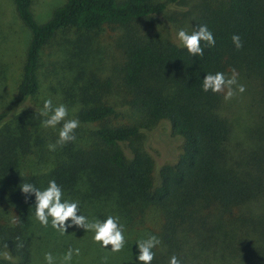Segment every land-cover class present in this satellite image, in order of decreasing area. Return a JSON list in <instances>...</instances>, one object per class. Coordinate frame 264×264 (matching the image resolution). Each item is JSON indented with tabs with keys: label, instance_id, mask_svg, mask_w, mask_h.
I'll use <instances>...</instances> for the list:
<instances>
[{
	"label": "trees",
	"instance_id": "obj_1",
	"mask_svg": "<svg viewBox=\"0 0 264 264\" xmlns=\"http://www.w3.org/2000/svg\"><path fill=\"white\" fill-rule=\"evenodd\" d=\"M203 1L188 33L207 25L215 45L201 42L203 55L194 57L133 27L182 0H64L43 24L33 19L31 0H11L29 32L18 101L37 95L40 52L55 33L116 26L125 35L118 76L130 117L113 125L117 111L108 96L100 97L95 85L78 87V93L69 87L63 102L75 107L76 138L49 151L58 132L42 125V108L0 113V264H46L49 252L61 264L69 248L80 250L70 264H85L91 254L100 257L98 264H139L136 244L149 235L161 241L151 264H169L173 255L181 264H264V0ZM233 35L241 38L239 50ZM233 69L257 89L255 130L234 132V122L218 113L221 93L202 90L205 75L227 76ZM159 124L181 146L174 163L160 166L153 178L142 143ZM50 180L62 189V202H78L90 222L118 217L123 249L103 248L94 231L75 226L62 234L51 218L42 226L34 194H23L20 186L45 190Z\"/></svg>",
	"mask_w": 264,
	"mask_h": 264
},
{
	"label": "rangeland",
	"instance_id": "obj_2",
	"mask_svg": "<svg viewBox=\"0 0 264 264\" xmlns=\"http://www.w3.org/2000/svg\"><path fill=\"white\" fill-rule=\"evenodd\" d=\"M63 2L64 0H31L33 19L37 24H43ZM203 2L182 0L157 17L140 21L133 27L139 35L159 34L161 39L180 45L176 39L177 32L181 29L186 32L191 30L197 9ZM124 37L123 31L116 26H106L99 31L66 29L55 33L40 52L38 93L29 101L21 103L18 101L16 87L29 32L17 18L11 0H0V113L8 112L16 116L23 110L42 108L44 100L51 98L54 106L64 104L68 108V118L71 119L75 107L69 104V100L63 102L64 91L71 87L78 93V87L95 85L93 91L100 97L108 96L101 100L106 99L116 108L117 116L110 123L126 124L130 112L123 108L126 93L118 76ZM226 75L230 77L232 73ZM237 81L245 86L246 91L238 93L229 101H225L224 94L221 93L218 113L230 123L234 122L232 128L236 133L250 127L255 130L260 123L257 115V89L242 75L238 74ZM73 104L76 102L73 101ZM6 125L11 128L14 123L10 120ZM60 127L57 125L51 129L57 133ZM180 146V141L170 136L166 124H159L150 132L144 133L142 149L153 162V178H156L160 166L174 163ZM30 162L34 167L35 160ZM99 260L97 254H91L85 264H98Z\"/></svg>",
	"mask_w": 264,
	"mask_h": 264
},
{
	"label": "clouds",
	"instance_id": "obj_3",
	"mask_svg": "<svg viewBox=\"0 0 264 264\" xmlns=\"http://www.w3.org/2000/svg\"><path fill=\"white\" fill-rule=\"evenodd\" d=\"M176 39L180 45L186 48L187 52L192 56H202L204 49L201 47V42H205L208 47L215 45V38L207 25H197L189 34L181 29L176 34ZM232 42L237 50L243 47V43L239 35L231 37ZM232 75L226 77L223 72L215 74H207L202 80V90L204 92L211 91L212 93H223L224 100L233 99L238 93L242 94L246 91L243 84L237 81L238 73L235 69L231 70ZM40 115L45 119L42 125L45 128H56L61 125L58 132V139L55 143L48 144L49 151H55L58 146H63L66 143L75 140V130L79 127L78 119H67L68 108L64 104L53 105L51 98L44 100L43 107L40 110ZM23 194L35 196V218L42 226H47L49 218H51V226L65 234L69 228L75 226L82 228L85 231H94V241L100 243L101 247L107 248L111 246L112 252H119L123 249L125 237L123 226L118 223V217L108 216L103 222H90L85 216L79 212L78 202L63 201V192L55 180H50L45 190H39L32 184H23L20 186ZM70 221V223H68ZM161 241L154 235H149L147 239L137 242L139 255L136 257L139 264H151L155 253L153 249L159 245ZM22 247V245H18ZM73 254L79 255V249H71L64 255L61 264H70ZM3 258L11 260L9 252L3 254ZM44 260L46 264H55V258L49 253H45ZM169 264H181L177 256L173 255Z\"/></svg>",
	"mask_w": 264,
	"mask_h": 264
}]
</instances>
